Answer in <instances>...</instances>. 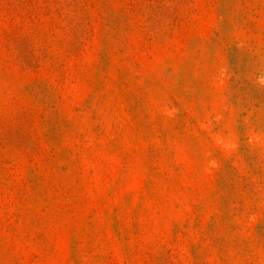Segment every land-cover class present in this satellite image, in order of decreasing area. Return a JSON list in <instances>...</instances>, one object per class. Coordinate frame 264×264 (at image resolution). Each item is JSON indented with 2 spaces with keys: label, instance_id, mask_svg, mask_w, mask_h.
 <instances>
[{
  "label": "rangeland",
  "instance_id": "374dc122",
  "mask_svg": "<svg viewBox=\"0 0 264 264\" xmlns=\"http://www.w3.org/2000/svg\"><path fill=\"white\" fill-rule=\"evenodd\" d=\"M0 264H264V0H0Z\"/></svg>",
  "mask_w": 264,
  "mask_h": 264
}]
</instances>
